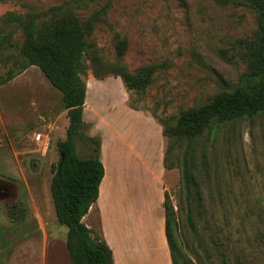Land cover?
<instances>
[{
  "label": "rangeland",
  "instance_id": "1",
  "mask_svg": "<svg viewBox=\"0 0 264 264\" xmlns=\"http://www.w3.org/2000/svg\"><path fill=\"white\" fill-rule=\"evenodd\" d=\"M8 13L38 15L40 30L64 18L80 21L87 41L83 79L94 83L88 84L85 107H92L95 120L100 115L134 130L142 146L149 132L129 113L131 105L173 125L183 112L237 86L247 71L245 44L258 32L254 8L222 6L214 0H0V32L15 30L12 40L20 47L23 31L6 22ZM119 42L126 43L121 59ZM18 59L16 48L2 51L0 79ZM116 65L134 74L152 67V83L143 92L130 91L113 74ZM98 80L106 81L94 82ZM67 112L61 92L35 66L0 85V207L7 218L21 217L17 225L24 242L8 239L2 223L0 237L10 245L8 252L21 245L42 252L46 247V264H72L66 247L68 228L57 219L51 193L52 167L60 159L57 142L66 139L69 126ZM105 120L99 123L104 137ZM211 129L197 145L196 160L202 166L206 160L207 165L197 173L201 199L193 204V212L199 232L206 243L215 238L216 249L211 248L209 256L199 248L187 220L190 202L182 169L176 168L168 195L180 241L196 264H224L226 259L232 264H264V114ZM38 134L40 143L35 141ZM83 134L76 139L81 158L89 157L92 147L89 125ZM185 149L176 146L174 154L182 158ZM90 221L83 220L85 225ZM23 252L27 253L22 251L15 264ZM35 257L32 264L43 263L37 250Z\"/></svg>",
  "mask_w": 264,
  "mask_h": 264
},
{
  "label": "trees",
  "instance_id": "2",
  "mask_svg": "<svg viewBox=\"0 0 264 264\" xmlns=\"http://www.w3.org/2000/svg\"><path fill=\"white\" fill-rule=\"evenodd\" d=\"M214 1L222 6H249L257 13L258 32L245 44L247 71L240 76L239 83L232 90L222 91L209 103L183 112L173 125H167L166 120L152 114L162 125L164 136L168 140L164 165L168 170L182 169L183 187L190 202L188 224L201 243L199 248L209 256L212 255L211 248L216 249L217 241L212 237L206 243V239L199 232L193 212V204L201 199L197 173L201 169L205 170L207 165L206 160L203 166L197 162V145L213 125L220 128L231 122L264 114V0ZM5 20L15 25L17 30L22 29L24 40L20 47L12 40L15 30L9 33L0 32V55L3 50L16 48L19 51V59L0 79V85L9 83L28 67L35 66L61 92L64 108L68 111L66 139L57 142L60 159L52 167L51 193L57 219L68 228L66 247L71 263L115 264L112 249L105 239L83 222L98 201L105 176L100 139L88 138L92 143L88 158L79 157L76 149V139L84 137L83 129L87 125L84 120L87 85L83 79L87 71L84 62L87 51L86 29L80 21L73 18H64L47 30L38 28V15L35 14L8 13ZM125 52L126 43L119 42L118 57L121 59ZM153 73L152 67L138 74L129 72L123 65L113 67V74L122 79L128 90L137 93L150 86ZM130 107L142 110L133 105ZM217 132L218 130L216 135ZM183 145L186 149L181 158L174 151L176 146L181 148ZM164 209L165 233L172 264H196L186 254L180 241L179 222L168 193ZM15 216L9 215L8 219L17 224L21 217ZM224 264H232V261L226 259Z\"/></svg>",
  "mask_w": 264,
  "mask_h": 264
},
{
  "label": "crops",
  "instance_id": "3",
  "mask_svg": "<svg viewBox=\"0 0 264 264\" xmlns=\"http://www.w3.org/2000/svg\"><path fill=\"white\" fill-rule=\"evenodd\" d=\"M102 81L106 80L94 82ZM128 109L136 120L147 125L146 146H142L134 130L120 128L116 120L107 121L100 115L95 120L91 118L92 107L84 108V120L91 127L90 137H100L101 161L105 168L98 201L85 219H91L87 226L100 234L112 249L115 264H172L165 233L164 202L174 176L164 165L166 138L163 127L152 114ZM87 114L89 119H86ZM104 120L107 124L105 137L99 134V123ZM0 223L7 228L8 239L12 238L15 244L24 242V236L18 233L19 224L11 222L1 207ZM21 247L8 252L10 245L3 243L0 237V264H15L22 251L27 253L23 252L19 264H32L31 260H37L36 250L40 258L42 254V264H46V247L43 252L32 245Z\"/></svg>",
  "mask_w": 264,
  "mask_h": 264
},
{
  "label": "built area",
  "instance_id": "4",
  "mask_svg": "<svg viewBox=\"0 0 264 264\" xmlns=\"http://www.w3.org/2000/svg\"><path fill=\"white\" fill-rule=\"evenodd\" d=\"M42 135L41 134H38L37 136H35V141L37 142V143H40V142H42Z\"/></svg>",
  "mask_w": 264,
  "mask_h": 264
},
{
  "label": "flooded vegetation",
  "instance_id": "5",
  "mask_svg": "<svg viewBox=\"0 0 264 264\" xmlns=\"http://www.w3.org/2000/svg\"><path fill=\"white\" fill-rule=\"evenodd\" d=\"M11 209H12L13 212H15V206H12Z\"/></svg>",
  "mask_w": 264,
  "mask_h": 264
}]
</instances>
